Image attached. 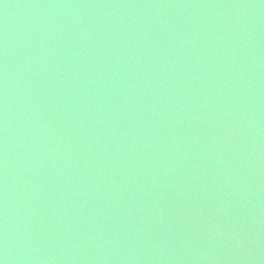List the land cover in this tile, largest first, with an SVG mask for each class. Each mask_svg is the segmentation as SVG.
I'll return each mask as SVG.
<instances>
[{"label":"water","instance_id":"1","mask_svg":"<svg viewBox=\"0 0 264 264\" xmlns=\"http://www.w3.org/2000/svg\"><path fill=\"white\" fill-rule=\"evenodd\" d=\"M0 264H264V0H0Z\"/></svg>","mask_w":264,"mask_h":264}]
</instances>
